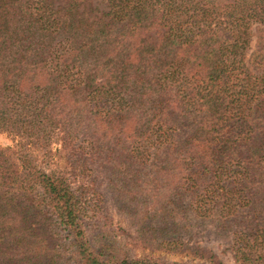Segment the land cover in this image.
Segmentation results:
<instances>
[{"label":"trees","instance_id":"1","mask_svg":"<svg viewBox=\"0 0 264 264\" xmlns=\"http://www.w3.org/2000/svg\"><path fill=\"white\" fill-rule=\"evenodd\" d=\"M0 133L72 174L0 148V264L57 258L54 218L82 264H150L90 240V197L139 246L210 227L264 264V0H0Z\"/></svg>","mask_w":264,"mask_h":264},{"label":"rangeland","instance_id":"2","mask_svg":"<svg viewBox=\"0 0 264 264\" xmlns=\"http://www.w3.org/2000/svg\"><path fill=\"white\" fill-rule=\"evenodd\" d=\"M93 1L99 3V0ZM254 46L255 36L251 43L250 52L253 51ZM79 144L80 140L77 142V145ZM31 145L14 135L0 133V148L20 149L31 153L36 160V164L45 171L54 170L65 173L70 171L69 164H66L68 159L65 152L60 154L56 152L59 145L52 144L47 152L37 145ZM68 175L72 174L68 173ZM70 177L72 178V176ZM101 193H104V191L101 190ZM97 199V197H90L86 203L87 236L92 242L96 241V243L110 236L123 249L116 254L117 256L127 255L130 258L150 264H211L213 260L209 256L215 255L220 264H239L233 257L230 245L224 239L215 236L210 227V229L206 228L200 231L193 238L182 237L181 243H184L183 247L161 248L156 247L153 243L139 246L135 242L137 230L134 226L138 227L137 219L139 218H134L132 222L125 212L117 209L107 198L104 202H98ZM148 206H151V204H148ZM92 211H95L96 214ZM100 213L103 216H100ZM51 225L52 228L48 230L55 234H53L55 238H53V244L54 250L57 251V258L51 259L54 253L50 250L48 252L49 255H47V264H82L76 247L71 242L72 238L68 229L64 228L56 218L51 221Z\"/></svg>","mask_w":264,"mask_h":264}]
</instances>
